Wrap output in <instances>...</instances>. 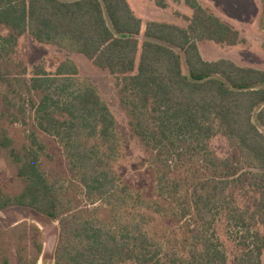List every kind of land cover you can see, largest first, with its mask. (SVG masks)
<instances>
[{"label": "trees", "instance_id": "obj_1", "mask_svg": "<svg viewBox=\"0 0 264 264\" xmlns=\"http://www.w3.org/2000/svg\"><path fill=\"white\" fill-rule=\"evenodd\" d=\"M184 3L174 23L129 0H0V211L58 222L54 264H263L264 70L204 59L201 43L245 38ZM23 37L109 71L126 129L72 59L29 66ZM132 143L146 184L124 173ZM38 223L0 227V264L44 259Z\"/></svg>", "mask_w": 264, "mask_h": 264}, {"label": "rangeland", "instance_id": "obj_2", "mask_svg": "<svg viewBox=\"0 0 264 264\" xmlns=\"http://www.w3.org/2000/svg\"><path fill=\"white\" fill-rule=\"evenodd\" d=\"M210 5L226 21L237 28L241 36L245 38L235 46L220 45L206 41L201 43L200 51L204 59L216 61L230 59L242 66L254 67L264 70V33L260 29L261 0H201ZM136 14L144 21H161L182 23L183 15L190 16L192 11L185 5L184 0H129ZM22 45L27 50V62L29 66L44 62L47 68L55 71L59 58H69L76 62L84 77L92 81L100 90L102 96L108 100L115 112L120 124L126 129L125 115L122 112L115 91L112 76L109 71L95 66L85 55L79 52H68L55 45H36L31 38L23 37ZM213 148L222 156L231 154L227 141L216 138L212 143ZM143 153L135 143L128 150L127 159L123 167L127 178L133 182L146 184L147 174L136 169L137 163L142 160ZM10 173L6 163L0 156V180L7 184ZM149 179V178H148ZM38 215L26 207H12L0 211V227L8 229L17 223L27 221L38 223ZM42 231L44 242V259L39 264H54V251L57 244L59 224L58 222L38 223ZM17 263V261H15ZM11 262V264H15ZM264 264V255H263Z\"/></svg>", "mask_w": 264, "mask_h": 264}]
</instances>
